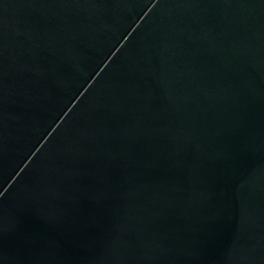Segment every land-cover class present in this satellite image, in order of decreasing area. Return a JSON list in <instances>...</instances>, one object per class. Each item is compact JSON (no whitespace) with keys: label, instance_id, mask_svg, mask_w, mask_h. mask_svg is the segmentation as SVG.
Segmentation results:
<instances>
[{"label":"water","instance_id":"water-1","mask_svg":"<svg viewBox=\"0 0 264 264\" xmlns=\"http://www.w3.org/2000/svg\"><path fill=\"white\" fill-rule=\"evenodd\" d=\"M0 264H264V0H0Z\"/></svg>","mask_w":264,"mask_h":264}]
</instances>
